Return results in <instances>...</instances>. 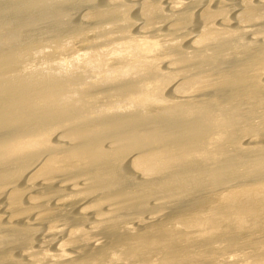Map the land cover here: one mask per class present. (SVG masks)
<instances>
[{"label": "bare ground", "instance_id": "bare-ground-1", "mask_svg": "<svg viewBox=\"0 0 264 264\" xmlns=\"http://www.w3.org/2000/svg\"><path fill=\"white\" fill-rule=\"evenodd\" d=\"M187 263L264 264V0H0V264Z\"/></svg>", "mask_w": 264, "mask_h": 264}, {"label": "rangeland", "instance_id": "rangeland-1", "mask_svg": "<svg viewBox=\"0 0 264 264\" xmlns=\"http://www.w3.org/2000/svg\"><path fill=\"white\" fill-rule=\"evenodd\" d=\"M208 254H210V252H208ZM190 263H194L193 261H191ZM190 263H187V264H190ZM238 264H242V263H238ZM261 264H263V263H261Z\"/></svg>", "mask_w": 264, "mask_h": 264}]
</instances>
